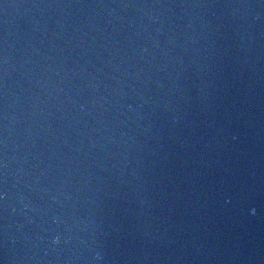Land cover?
<instances>
[{
  "label": "water",
  "instance_id": "1",
  "mask_svg": "<svg viewBox=\"0 0 264 264\" xmlns=\"http://www.w3.org/2000/svg\"><path fill=\"white\" fill-rule=\"evenodd\" d=\"M0 264H264V0H0Z\"/></svg>",
  "mask_w": 264,
  "mask_h": 264
}]
</instances>
